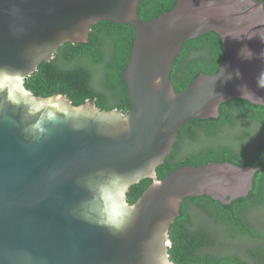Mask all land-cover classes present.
<instances>
[{
	"label": "water",
	"instance_id": "1",
	"mask_svg": "<svg viewBox=\"0 0 264 264\" xmlns=\"http://www.w3.org/2000/svg\"><path fill=\"white\" fill-rule=\"evenodd\" d=\"M140 1L0 0V264H174L169 226L184 199L228 205L251 190L259 167L207 163L160 180L156 169L188 120L218 118L230 99L264 104L263 0H176L146 22ZM99 21L135 30L127 114L25 88ZM207 32L221 40V66L176 93L170 72L183 44ZM143 179L151 183L129 204Z\"/></svg>",
	"mask_w": 264,
	"mask_h": 264
},
{
	"label": "trees",
	"instance_id": "2",
	"mask_svg": "<svg viewBox=\"0 0 264 264\" xmlns=\"http://www.w3.org/2000/svg\"><path fill=\"white\" fill-rule=\"evenodd\" d=\"M175 3L141 0L137 14L146 22ZM134 38L133 27L99 21L86 43L60 46L53 60L40 63L24 79V86L35 96L62 94L75 106L94 100L101 110L127 114L131 103L123 72ZM223 60V46L214 32L186 41L170 72L174 91H184L200 74L216 73ZM226 162L261 171L255 173L248 195L228 205L206 196L182 201L169 226L168 253L174 264H264V104L230 99L220 104L218 118L188 120L156 174L160 180L181 167ZM150 183L143 179L131 186L127 202L133 204Z\"/></svg>",
	"mask_w": 264,
	"mask_h": 264
},
{
	"label": "clouds",
	"instance_id": "3",
	"mask_svg": "<svg viewBox=\"0 0 264 264\" xmlns=\"http://www.w3.org/2000/svg\"><path fill=\"white\" fill-rule=\"evenodd\" d=\"M245 50H247L248 55H246V56L241 55ZM240 55H241L242 58H244V59H251V58H252V52H251L247 47H245L244 49L241 50ZM237 75H239V73H237ZM262 75H264V73H262ZM228 78L230 79L231 77H228ZM248 94H250V93H248Z\"/></svg>",
	"mask_w": 264,
	"mask_h": 264
}]
</instances>
